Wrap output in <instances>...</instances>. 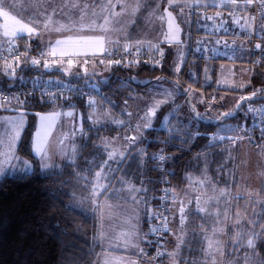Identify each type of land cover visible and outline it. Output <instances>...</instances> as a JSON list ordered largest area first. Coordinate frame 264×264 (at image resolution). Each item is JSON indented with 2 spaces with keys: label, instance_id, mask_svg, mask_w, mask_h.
<instances>
[{
  "label": "rangeland",
  "instance_id": "374dc122",
  "mask_svg": "<svg viewBox=\"0 0 264 264\" xmlns=\"http://www.w3.org/2000/svg\"><path fill=\"white\" fill-rule=\"evenodd\" d=\"M88 1L90 2V0ZM72 2L73 0H13V3L15 4L13 15H16L18 19H21L26 23L32 21L33 15H36L39 24L33 22L32 26L37 27V34L29 39H34L37 36H41L45 41L44 47L47 49L46 46L54 44L57 38H63L70 33H55L44 30L43 20L45 16L52 15L54 19L62 20V17L59 13L61 11H70ZM75 2L80 3L81 6L83 5V3H85L84 0H75ZM209 2L210 0H171V3L169 2V0H144L143 4L145 5V7L147 6L148 9H144L142 12H140V16L138 19V21H140L139 31L142 32L146 39H152L157 37L158 35H163L162 33L167 31L166 16L164 21H161L159 19V16L161 14H165V9H167L168 7H170L173 11L176 10L175 13L179 16L182 22L184 32L183 41L181 43L171 45L173 46L171 47V50L174 51V54L172 63L170 65L173 69V74L176 79H182V83H184L188 88L187 90L190 91L189 97L192 93L194 103H199L198 108L196 107L197 105L195 106V104H191L190 102H188L179 115L175 113V110L177 109L175 99L178 97L179 92H181L182 90L181 84L176 81V79L170 80L163 78L165 80L164 82L158 85H153L149 89H146L149 87V82H151L149 81L151 80L150 77H144L138 74L127 75L126 80H124V84L127 83L126 85L128 87L115 97V101L118 103L122 100V104L124 96L128 98L132 97L130 98V103L127 105L124 104L123 107L131 106L133 109L137 110V113L139 110V114H137V116L140 115V119L145 115L146 110L151 108L156 101L167 99L168 102L162 104L156 111V114L153 117L152 127L157 126L159 130L167 128L169 129L168 131L171 137L178 138L182 141H185L190 137L188 133H192V135H194V138L197 137L200 134L199 129L202 125V122L207 121L205 120L206 115L204 114V111L199 112L200 109H202V105L201 101H199V97L196 95L198 91L194 89L197 86H195L193 83L185 81L182 77L181 71L187 61L189 62L190 66V74L195 80H201L202 84L209 83L213 79L212 77H214V75H212V70L214 68V65H216L215 62H218L216 87L219 89L218 92L220 93V95L219 99L217 98L216 101L209 105H214L219 102L220 104L227 106L230 111L236 109L237 103L240 102V92L245 90L249 85L252 84L254 75H256L257 73H262L264 75V65L257 62L248 48V43L244 42L242 39L239 40V44L243 46V48H241L239 52H237L234 56L225 57L234 60L215 61V59H212L209 60L211 67H209V65L207 67L206 64L203 63V60L198 58V56L203 55L201 53V48L208 46L210 48L208 52H211L212 48L215 45H219V43L216 42L221 41L220 36L218 39H212L211 37L205 38V36L201 35V33L198 32V28L201 25V18L199 15H197L196 9L208 6H194L197 4L206 5ZM216 5L223 6V0H216ZM96 7L98 10L99 4H97ZM54 9L56 10L55 12L53 11ZM181 9H183L182 14ZM153 10L157 11L154 12ZM41 13H43V15H41ZM0 23H2V21H0ZM215 31L216 30L213 29L212 32ZM0 36H2V29H0ZM25 36L28 37L27 35ZM18 39L19 38H16L15 40ZM167 50H169V47L165 45L164 51L166 52ZM189 54H192L194 57H189ZM85 67H87V69L89 70H92V72L98 71L99 73H103V75H101V81L107 82V80L111 76V73L109 71L110 66H95L96 68L93 66H84V68ZM177 69L179 70L177 71ZM184 71L188 72V68H186V70ZM191 72H193V74ZM68 74L74 77L76 76L74 74L82 75L85 74V72L84 69H76L73 67L71 69V73ZM57 79H59L61 82L68 81V78L66 77H60ZM94 82L95 83L84 82L82 83V85L93 87L96 85L98 86V88H101L99 86V82L98 84L96 83V81ZM146 84H148L146 88H143ZM189 84H193L194 88H192ZM132 88H134V90H132ZM141 89H143L142 92H140ZM262 91H264L263 86L259 87L257 90L246 92L247 94L244 95H252L253 92H257L258 94H260V92ZM165 92H170L172 94L171 97H166L164 95ZM109 94L110 93H107L106 97H108ZM102 96L103 94L100 97ZM100 97H96L94 99L97 102V111L94 115L93 109L91 107L88 106L89 108L86 110V112H84L83 109L75 106L74 102L66 103L68 105H64L65 103H63L60 106L52 107L48 111L39 112L37 114L35 129L32 134L33 142L37 129L40 126V115H48L51 113L61 114L56 121V126L52 129L47 144V151L50 159H48L46 162L51 165V167L44 168L43 163L45 161H43L39 157V160L41 161V167L44 172L60 168L65 162L76 160L79 152L78 150L80 147V141H82L83 136L77 134L74 138L65 140L63 146L59 143L60 140L65 136V134L70 135V129L72 127H80L82 125L85 133V127L89 125L92 126L93 121L96 120L97 117L106 119L104 117V113H107L111 120L114 121L113 119H115L116 114L113 112L112 107L109 104L105 105V102L101 100ZM203 97L207 101L210 98V94L207 93ZM9 101L3 102L0 100V105L7 106V110L5 108H0V121H2L3 118L15 117L20 112H23L24 125L20 132L19 138L13 143L11 149L14 155L18 158L17 161L13 162L15 164V167L6 168L5 172L0 174V179L7 174L23 175L27 172L33 171L34 169L33 160L22 156L18 152V145L25 133L26 128L30 123L29 111L31 110V108L29 107V104H27L26 99L13 97ZM203 103V105H207L206 102ZM70 105H73L74 107H71ZM69 111L74 112L75 116L67 117L66 115H64V113H67ZM197 113H201V116H203L204 119H198L196 116ZM90 116L91 119H89ZM121 121L124 122V124L122 125L123 129L121 128L117 133H114V136H117L118 139L114 138L108 141L112 142L111 146H117L115 143H119V146H121L120 138L118 136L119 134H121L123 139L122 146H125L128 149L127 151H130L131 147L129 146V144H126L124 138L130 137L128 135V132L130 133L131 130L140 131V129L137 130L136 124L131 125L129 124V122L127 124V121L123 119ZM144 123H146V121L142 119L140 124L138 122V124L142 128ZM245 123L246 120L241 121V119L235 117V120H223L220 121L219 125H212V128L214 129L212 135L218 134L220 136H228L231 137V139L210 142L209 137H207L205 143L199 147V151L203 152V154L205 155H202V157L208 158V163L201 165V167L203 168L202 174L204 175V177L208 178L209 172V178L214 179L212 177L211 170L214 167L218 166V168H220L218 169L217 173L218 179L221 181V179L223 180L226 178L224 176V172L226 170L227 179L225 180L227 181H225L224 186H222L226 193V196H224L225 199H223L224 202H222L225 205L223 217L221 216L220 218L214 220V225L210 227L209 232L204 238V249H207L206 237H210L220 242L218 246L220 251L215 252L211 258L206 257L205 254L202 259L197 257V259H195L194 263L192 264H213V260L215 261V264L256 263L255 255L253 252L256 246V237H258L257 235H259L261 231H255L252 216H254L253 213L259 212V205L257 203L262 205L264 202V195L261 194L264 189V147L254 148L249 144L248 140L245 138ZM221 124L228 128L238 126V130L223 132L221 131ZM149 130L150 129H144L146 133H148ZM105 137L101 141L102 145ZM73 147H75L76 149L74 158H72L71 152V149ZM7 151H9V148L8 143L5 141L3 145L0 146V152ZM20 161L28 162V164L31 165L30 170L27 172L23 171L25 165L23 163H20ZM203 179L204 178L202 177L199 180ZM98 184L104 186L105 181L101 179L99 181L94 180L93 188L90 189V194H78L81 196H78L79 202L82 203V205H86L87 208L90 207L98 217V239L101 243V250L99 251L96 264H103L106 256L110 255L114 256L116 264H133L132 260H136L134 257L135 254L133 257H127L126 255L127 253L131 252L135 253L133 251L136 245L137 233L132 239L131 244L126 246L125 238H121L120 234L128 233L132 230V228L129 226L125 227L123 222L120 220L117 222L113 221V214H110L108 216V212L112 209V212L116 213V216L119 219H123L124 217L123 220L125 221H133L132 216L134 215H132L133 212H131L132 210L129 208L131 206V203L127 201L118 202L116 204L117 207H113V205L108 203V200L106 198H104V200L103 197L100 198L105 186L97 187ZM94 188L95 192L93 191ZM234 195L236 197H234ZM238 196L247 197V199L243 202L246 204L243 205H246L244 208H248V210L242 208L243 205L241 206ZM175 199L173 198V201ZM253 202H256L257 205H252ZM138 206L141 208L142 205ZM188 206H190V204ZM113 209H115V211ZM138 212L142 213L143 211L138 210L133 214H135L136 216ZM186 214V221H188V224H190L192 219H190V215L188 213ZM126 217H129L128 220ZM106 219L107 223L105 224ZM176 223L177 220L175 218L170 221V235L173 236L175 240L174 243L178 244L180 242L178 240V236H183L184 241L193 229L191 228L188 230L189 226L186 225V227L183 226L182 230L177 231V228H175L176 226H173V224ZM185 224L187 223L185 222ZM218 228H223L224 231L219 234H214V229ZM147 232L148 231H146V233ZM237 233H240L239 237L237 236ZM244 233L247 237L246 242L245 245H240L242 239L241 235H243ZM248 239L253 240V246L248 245ZM243 248L244 251L240 252ZM105 249L108 250L105 251ZM109 249H111V252H114L110 253ZM179 251V249L176 250L174 247L172 248L171 258L174 264H179L176 256L177 252L179 253ZM136 258L138 260H136V262H139L141 264H152L150 262L142 261L140 258H138V256Z\"/></svg>",
  "mask_w": 264,
  "mask_h": 264
},
{
  "label": "trees",
  "instance_id": "16d2710c",
  "mask_svg": "<svg viewBox=\"0 0 264 264\" xmlns=\"http://www.w3.org/2000/svg\"><path fill=\"white\" fill-rule=\"evenodd\" d=\"M20 44L30 43L35 48H42L36 39L29 37H19L15 40ZM169 47L165 53L168 63L173 60L174 51L171 50L172 44H165ZM190 57H194L192 54ZM198 58L203 60L206 66L211 67L209 60L205 56L200 55ZM215 61L233 60L225 57H215ZM212 70L213 79L206 84H202L201 80L197 81L190 74V66L187 61L181 71L185 81L193 83L197 87L205 88L207 91L215 89L218 62H215ZM261 64L264 65V62ZM188 68V72H185ZM3 67H0V86L7 91L24 89L35 82H43L35 77L43 75L44 77L55 74L68 78V82L82 84L86 80V76L77 79L76 76L65 74L63 71L43 70L36 66L29 65L28 62L20 64L12 78L3 73ZM112 76L107 82L99 81L102 91L120 85L121 81L126 80L127 75L138 74L150 78H166L170 80L176 79L170 68L151 67V66H113L110 67ZM193 74V72H191ZM153 79L150 81L152 82ZM52 81V80H49ZM182 89L187 87L180 79H176ZM149 82V83H151ZM146 84L145 86H147ZM264 87V75L257 73L251 85L242 92L257 90ZM98 87V86H95ZM117 88V87H116ZM264 92V91H263ZM19 99H26L31 110L29 111L30 123L18 145V152L34 162V169L23 175H5L0 179V264H96L101 243L98 239L99 222L96 213L86 205L79 202L78 196L82 194H90L93 187V178L96 171L103 165L105 152L101 145V141L105 136L114 135L118 128L113 124H103V126H86L85 135L80 141L78 156L75 161L65 162L60 168L44 172L41 167L39 157L33 152V131L35 129L36 118L39 112L48 111L52 107H57L68 102H74V105L83 109L84 112L89 108L88 102L79 96L72 98H59L53 100L48 97L24 96ZM218 103V102H217ZM216 103V104H217ZM216 104L213 106L215 107ZM246 104L239 110L236 116L227 118L234 119L238 117L241 121L246 120L245 127L252 122V117L245 112ZM220 117V115H218ZM217 117V118H218ZM221 120L203 121L199 129L200 134L197 137H189L185 141L171 137L169 131L159 130L157 126L152 127L148 131V136L139 143L145 146L148 155L146 161L142 164L136 162L137 156L132 155L128 160L124 171L129 175L137 177L138 182L144 180L149 181V192L153 196L154 207L158 200L162 181V171L159 166V160L153 159V156H159L163 151H167L169 156L167 159V167L169 169L170 181L169 185L173 192L183 187L188 182V173L201 166L195 164L192 160L193 156L201 153L199 147L205 143L207 137H210L214 131L213 126L219 125ZM87 123V122H86ZM85 123V125H86ZM264 147V146H262ZM261 148V147H260ZM138 161V160H137ZM138 164L135 168V164ZM218 166L211 170L212 177L218 178ZM215 173V174H213ZM224 177L227 179L226 170ZM223 179V183L227 180ZM80 194V195H78ZM264 195V189L262 193ZM81 197V196H80ZM243 204L247 197L238 198ZM259 212L253 217V225L256 232L261 231L256 237V246L254 255L256 263L264 264V202L257 203ZM253 202L252 205H257ZM171 205V204H170ZM246 205H243L244 208ZM171 209V208H170ZM169 209V216H170ZM202 213L194 211L191 222L199 224ZM148 228V241L144 244V255L150 258L153 247L150 239V223ZM205 220V219H204ZM192 231L194 232L192 234ZM182 246L181 254L190 256L193 260L204 257V235L192 230ZM170 231L168 232V236ZM245 235V236H244ZM240 245H245L246 234L244 233ZM168 241L166 239L165 254L159 259V264H166L169 258ZM237 248V247H236ZM244 248L240 252H243ZM151 263V262H150Z\"/></svg>",
  "mask_w": 264,
  "mask_h": 264
},
{
  "label": "snow or ice",
  "instance_id": "6c2138e0",
  "mask_svg": "<svg viewBox=\"0 0 264 264\" xmlns=\"http://www.w3.org/2000/svg\"><path fill=\"white\" fill-rule=\"evenodd\" d=\"M171 3V0H169ZM252 3V0H246L245 7L247 5H250ZM99 4V9L97 10L96 5ZM117 4L119 5V11L116 10ZM224 7H239V5L236 4V0H223ZM200 6H208V7H216V0H210L209 3L206 5H195L194 7H200ZM260 7L262 9L260 15L261 18L264 19V0H261ZM141 5L139 3V0H90V2H85L81 6L80 3L73 2L71 3L70 11L64 12L61 11L59 14L62 17L61 19H54L52 15L45 16L43 20V27L44 30L49 32H55V33H70L69 35L64 36L63 38H57L54 42V44L47 45V52H42V56H48L52 59L49 61L48 59H45L43 61V67L46 70H52L55 65L58 64H65L66 67H63L62 71L65 74L71 73V69L74 67L76 63H79L78 59L80 56H97V55H114L115 49L118 47H122L124 49L125 53H128L131 48H135V51L137 53L142 54V50L144 48H147L148 51H160L159 44H153L150 41H137L135 45H128L123 44L121 45L119 42L121 39H127V32H126V24L131 23V20H128V17H135L136 14L140 11ZM13 10H15V4L13 3V0H0V29H2V36H0V45L7 44L8 51L11 53L12 50L16 47L15 45V39L19 37H24L27 35L29 38L34 37L37 34V27L32 26L33 22L39 24V21L36 18V15H33L32 21L26 23L21 19H18L16 15H13ZM56 11L55 9L53 10ZM156 12L157 10H153ZM183 13V9H181V14ZM43 15V13H41ZM165 16L167 17V31L162 33L165 37V41L168 43H179V37L178 33L180 32V27L178 24L175 23V18L173 17L172 13L167 11L165 9V14H161L159 16V19L161 21L165 20ZM221 13L217 12L216 17H220ZM207 20L211 21L214 19L212 16L206 17ZM250 19L254 18H245L244 22L242 23L240 19L237 17L233 22L236 24L240 31L244 33H248L249 29L251 28V25L249 23ZM227 23V21H221V25L219 29L216 30H224V25ZM256 33H264V24H261L257 26ZM116 37L113 39V37ZM216 43H220L217 41ZM227 44V42H225ZM255 47L257 49L261 48L260 44H256ZM162 55V53H161ZM65 58H67L65 60ZM25 59H27L25 55ZM17 64L16 67H20L19 60L20 57H16ZM139 63V60L130 61L129 63ZM31 63L35 66H39L41 64L40 59L33 58ZM88 63L87 60L84 61V64L86 65ZM100 63H103V60L100 61ZM115 63L116 65H120V60L115 61H109V64ZM95 67V65H93ZM57 71H60L61 69L57 68ZM179 69H177L178 71ZM16 68L13 67L11 63H5L3 73L9 77L16 78L15 77ZM85 74H88V69L84 68ZM95 73H92L90 75H94ZM76 75L77 79H82L83 77L79 74ZM95 83V82H93ZM69 91H72V89H69ZM76 91H79L76 89ZM93 91H97L96 88H93ZM99 94V93H98ZM164 95L166 97H171L170 92H165ZM52 100L57 98L55 94L52 95ZM132 98V97H130ZM254 98H260L264 99V97H259L257 92H253L251 97H240V101L247 102L249 99ZM105 100H107V97H104ZM10 102V101H9ZM111 103V101H108ZM168 100H158L156 101L151 108L147 109L145 112V115L141 117L142 120L146 121V123L143 124L144 129H151L153 117L156 114V111L160 108V106L164 103H167ZM23 103V102H20ZM88 105L93 109V115L97 111V102L93 99L88 100ZM71 107H74L73 105H70ZM0 108H5L7 110L6 105H0ZM240 108L239 102L237 103L236 109L233 111H228L220 114V117L213 119H219L221 121L226 120L227 118L233 117L236 114V111H238ZM249 114L252 116V119L255 120L258 124H264V108L261 109H249ZM60 113H51L48 115H40V126L37 129V132L35 134L34 142H33V152L35 156L40 157L43 161V167L49 168L51 165H49L46 161L50 159L47 151V144L49 140V136L51 135L52 129L56 126V121L58 120ZM67 117H74L75 114L72 111H69L67 113H64ZM131 116V113L128 114ZM24 113L20 112L15 117H7L3 118L2 121H0V146L3 145V143L6 141L8 143L9 151L7 152H0V174L4 173L6 168L15 167L14 161H17V157L12 152V145L13 143L19 138L20 132L24 125L23 120ZM198 119H204L201 114H196ZM104 117L106 119H102L100 117H97L96 120L93 121L94 126H103L105 123H111L112 120L108 116L107 113H104ZM91 119V116L89 117ZM117 124L123 125V121H116ZM163 123V121H162ZM137 130L140 129V125L137 124ZM166 131H168L167 128H165ZM237 127L228 128L221 124V131L228 132V131H237ZM261 131L264 132V127L261 128ZM77 134L83 136L85 135L82 125L80 127H72L70 129V135L65 134V136L60 140V144L63 146L65 140H69L71 138H74ZM189 136L192 135V133H188ZM198 135V133H197ZM140 139V136H135L125 138L126 144H135L137 140ZM224 139H231V137L228 136H220V135H212L209 137L210 142H216L219 140ZM112 142L110 141H104L103 145H96L98 149L103 147V150L107 153L109 160H114L117 163L122 162L123 158H125V153L127 152V148H125L124 151H120L117 148L111 147ZM63 150V148H62ZM72 152V158L75 157L76 149L73 147L71 149ZM143 149L139 150V153H142ZM119 157L120 159L117 160L116 158ZM153 159H158L159 161L163 162L167 159L164 155L153 156ZM20 163H23L25 165L23 171L27 172L30 170L31 165L28 164V162L20 161ZM105 165L108 164V161L104 162ZM118 169H109V173L117 171ZM103 168L101 172L96 173V179L99 181L102 178ZM106 178H111L110 176H106ZM191 179V178H188ZM207 181V177H205L203 180H198L196 183H199L201 186H203ZM123 182V181H121ZM97 187H104L103 185H97ZM105 190H107L105 188ZM215 191V189H213ZM95 192V188L93 189ZM129 191L131 192H145L146 189L142 188H133L131 185H129ZM167 197L168 190H165ZM173 198L175 199V194L172 193ZM226 196V193L223 189H220L219 197H212L210 200H219L220 198ZM134 202L135 198L133 197ZM142 202V201H141ZM209 201H205L207 204ZM189 204L192 203L191 200L188 201ZM195 211L197 213L204 212L205 209L200 207L199 203V197L196 198V209ZM179 213H180V226L181 230L183 229V226L185 225L187 214H186V208L185 206L181 205L179 207ZM214 215H218V213H213ZM255 214V213H253ZM146 215H149L152 219H158L160 218L159 213H146ZM239 226V225H237ZM132 230L128 233H121L120 237L125 238V245H130L132 239L135 237L136 234V227L133 224L131 226ZM168 224L165 222L160 227H153L150 229L152 233H158L161 231H169ZM224 230L223 228L214 229L215 233H222ZM237 236H240V233H237ZM207 239V249L204 250L205 256L208 258H211L213 254L217 251H220L219 244L220 242L218 240L212 239L210 237H206ZM178 240L180 243H183V236H178ZM180 243L177 244V248L180 247ZM248 245L253 246L254 242L252 239H248ZM222 254V253H221ZM158 255H163V253H159ZM213 264H215V261L213 260Z\"/></svg>",
  "mask_w": 264,
  "mask_h": 264
},
{
  "label": "crops",
  "instance_id": "0c3cea01",
  "mask_svg": "<svg viewBox=\"0 0 264 264\" xmlns=\"http://www.w3.org/2000/svg\"><path fill=\"white\" fill-rule=\"evenodd\" d=\"M143 1L144 0H139V3L141 5V9L136 14V16L127 18L128 20L132 21L131 23H127L126 24V32H127V37L128 38L127 39H121L119 43L121 45H123V44L135 45L137 43V41H145V42L150 41L153 44H159L160 50L164 51V46L167 43L165 41L164 35H160V36L158 35L155 38H152V39H148L147 38L146 39V37H144L142 32L139 31L140 21H138V19H139V16H140V12H142L144 9H148L147 6L145 7V5L143 4ZM84 2H89V1L88 0H84ZM114 2H115V0H114ZM217 7H224V5L223 6H216V7H209V8L215 9ZM168 8L170 10H172L170 7H168ZM116 10L117 11L120 10L118 4H117V7H116ZM178 18H179V16H178ZM179 20H180V18H179ZM180 22H181V20H180ZM181 24H182V22H181ZM115 38L116 37L114 36L113 39H115ZM34 39L38 40L39 44L42 45L43 49H46L44 47L45 41H44V39L41 36H37ZM240 39H242V38L238 39V43H239ZM167 44H169V43H167ZM207 54H208V51L205 50V52L203 53V56H205L206 60H209V59L212 60L213 58L217 57V56H212V55L208 56ZM58 68L61 69V71L63 69V67H61V66L58 67ZM74 68H76V69H84V66L83 67H74ZM92 73H95V74L94 75H90ZM110 73H112V72H110ZM101 75H103V73H99L98 71H93L92 72V70L88 69V74H82L80 76H86V79H85L86 81L85 82H91L92 83V82L96 81V83L98 84V80L99 81L102 80V76ZM110 75L112 76V74H110ZM60 77H63V76H61V75L56 76L55 74H53L51 76L50 75L49 76L46 75L44 77L43 75L39 74L35 78L39 79V80H41L43 82H46V81H49V80L60 81L59 79H57V78H60ZM94 77H97V78H94ZM151 79H153V78H151ZM164 81L165 80L163 78H154L152 83H150L148 85L149 86L148 88H146V86L143 87V88L149 89L151 86L158 85V84H160V83H162ZM126 84L127 83L124 84V81H121L119 86L116 85L117 88L114 87V88L108 89L107 91H103L104 92L103 96L102 97L99 96L100 99L105 102V105L109 104L112 107L113 112L116 114L115 119H113L114 121L109 123V124L115 125L118 128L116 133L123 127L121 124H116L115 123L116 121H121L123 119V120L127 121V124L129 122V124H131V125H133V124L137 125L138 122H139V124L141 122L140 115L137 116V114H139V110H138V113H137V110L133 109L131 106L123 107L124 104L127 105V104L130 103V98L124 96L123 104L121 102L122 100L119 101L118 103L115 101V97L117 95H119L121 92H123L128 87ZM194 89L198 91L196 95L199 97V101H201V105H202L201 106L202 109L199 108L200 109L199 112H203L204 111V114L206 115V119L205 120H207V121L212 120L213 121V120H215V119H213L214 117L217 118L218 115H220L221 113L230 111L227 106L222 105L219 102L214 107L213 105H209L207 103V101L204 99L203 96H205L207 93L211 94L214 91L217 92V98L219 99L220 93L218 92L219 89L216 87V84H215V89L211 90V91H207L206 89H203L202 87H195ZM132 90H134V88H132ZM142 90L143 89H141L140 92H142ZM187 91L188 90L182 89L181 92H179L178 97L175 99V103L177 104V106H176L177 109L175 110V113L178 114V115L183 111L186 103H188V102H190L191 104H195V106L197 105L196 107L198 108L199 103L198 102L194 103V100H193V97H192V93H191L190 97L188 96L186 98ZM205 92H206V94H205ZM107 93H110V94L107 97L108 100H105L104 97H106ZM244 94H247V93L241 91L240 92V97L245 96ZM108 101H111V103H109ZM203 102H206L207 105H203L204 104ZM129 113H131V116L128 115ZM122 131H124V130H122ZM128 135L130 136L129 138L139 135L140 139L137 140V142L135 144L129 145L131 147V150L127 151L125 153V158H123L122 162L117 163L114 160H109L107 153L104 151L105 152L104 162L108 161V164L105 165L104 162H103L102 167L100 169H98L96 171V173L97 172H101V170L103 168V173H102L101 180L105 181V184H104L105 187H104L103 193L101 194L100 198L103 197V200H104V198H106L108 200V203L113 205V207H117L116 204L118 202H123V201L126 202L127 201V202L131 203V206L129 207L132 210V211L130 210L131 212L134 213L135 211H138V210L143 211L142 213L138 212L136 214V216H135V214L132 213V215H134V216H132V220L133 221L128 220L129 217H126L128 221L123 220L124 217H123V219H119L116 216V213L112 212V209L108 212V216L110 214H113L114 216L112 217V220L115 221V222H117L119 220L122 221L125 227H127V226L131 227L133 224L135 225L136 233H137L136 245H135L134 251H133L135 253H132V252L131 253H127L126 256L127 257H133L134 254H135L134 257H135L136 260H137L136 257L138 256V258H140L142 261L148 262L147 261V257H145V255H144V244L148 241V235H149L148 222H149L150 216L146 215V213L155 212L154 201H153L154 199H153V196L150 195V192H149L150 191L149 190V181L144 180L142 182H138L136 176H133V175L131 176V175H129L128 173H126L124 171V169L126 167V164H127L128 160L130 159V156H132V155H136L137 156V159H136L137 163L140 162V163L143 164L146 161V158H147V155H148L147 149L145 148V146L139 145V143L142 141V139H144V138H146L148 136V133H146V131H144V129L142 127H140V131L131 130L130 133L128 132ZM118 136L120 138V145L121 146H119V143H115L117 146H111V147L117 148L120 151H124L126 147L122 146L123 145L122 136H121V134H119ZM190 137L193 138L194 135H191ZM114 138L118 139L117 136L115 137L114 135H110L108 137H105L104 141H108V140L114 139ZM140 149H143L142 153H139ZM202 155H204L203 152H201L199 154H196V156L192 157V160L195 162V164H198V165L201 166L203 164H207L208 163V158H206V157L204 158V157H202ZM116 159L119 160L120 158L117 157ZM137 163L135 164V168L137 166H139L138 164H140V163H138V164ZM110 168L111 169H118V170L109 173V169ZM202 170H203V168L201 167L200 170H199V168H197V169H194L193 171H189L188 178H191V179H188V182L183 187L175 190L174 194L176 196V199L171 204L170 216L169 217H170V221L173 220L174 218L177 220V223L173 224V226L175 225L176 226L175 228H177V231H180L181 230V226H180V223H179V221H180L179 207L181 205L185 206L186 213H188L190 215V219H192V215L194 214V211L196 209V198L199 197V203L201 204L200 207L205 209L204 212H200V213H202L204 216L201 217V219H200L201 221H200L199 224H194L192 222H190V224H188V221H186L187 224H185L184 226L186 227V225H188L189 226L188 230L192 228L195 232L202 233L204 236H206V234L209 232L210 227L214 225V223H215L214 220H216L217 218H220L221 216L223 217L225 205L222 202H224L223 199H225V197H222L219 200H210V198H212V197H219L220 189L224 190V188L222 187V186H224V183H223L222 179H221V181L218 178L217 179L216 178L215 179H210L209 178L210 174L208 172L207 181H206V183L203 186H201L199 183H196V181H198L202 177L205 178L204 175L202 174ZM106 176H110L111 178H106ZM94 180H97L96 179V174L94 175L93 181ZM121 181H123V182H121ZM129 185H131L133 188L146 189V193L145 192H140V193L131 192V191H129ZM105 188L107 190H105ZM213 189H215V191ZM133 197L135 198V202H134ZM234 197H236V196L234 195ZM238 197L240 198V196H238ZM189 200L192 201L190 206H188L189 205V203H188ZM205 201H209V202L206 204ZM138 205H142L141 208ZM121 208H123V207H121ZM113 210L115 211V209H113ZM213 213H218V215H214ZM129 216H130V214H129ZM107 219L105 221V224L107 223ZM108 223H109V221H108ZM171 227H172V225H171ZM146 231H148V232L146 233ZM193 233L194 232L192 231V234ZM185 240L183 241V243L179 242L180 243V247L177 248V244L174 243L175 240H174L173 236L169 235V241H168L169 258H168V261H167L166 264H174V262L172 261V258H171V252H172V248L173 247L176 250L177 249L180 250L179 253L177 252V255H176L177 259L179 261L178 262L179 264H192V263H194L193 258H191L190 256H186V255H182L181 254V250H182L181 248L185 244ZM204 246H205V241H204V244H203V248H204ZM107 250L108 249H105V251H107ZM110 250L111 249H109V251ZM112 252H114V251H112ZM112 252L110 251V253H112ZM136 260H132L133 264H141L139 262H136ZM103 262H104L103 264H116V260H115L114 256H111V255L110 256H106V258H105V260Z\"/></svg>",
  "mask_w": 264,
  "mask_h": 264
},
{
  "label": "built area",
  "instance_id": "2783aa9c",
  "mask_svg": "<svg viewBox=\"0 0 264 264\" xmlns=\"http://www.w3.org/2000/svg\"><path fill=\"white\" fill-rule=\"evenodd\" d=\"M236 4L239 7H217L215 9L209 7H202L196 9L197 15L201 18V25L198 28V32L201 35L205 36V38H212L218 39L220 36V43L219 45H215L211 52H208V56H234L243 46L238 43V39L242 38L246 43H248V48L260 64L264 62V33H256L257 26L264 24V19L261 18V0H252L250 5L246 4V0H236ZM220 12L221 16L216 17V13ZM212 16L214 17L213 20L209 21L206 17ZM239 18L240 21L243 23L245 18H254L250 19L249 23L251 28L249 29L248 33H244L239 30L238 26L234 24V20ZM221 21H227L224 25V30H216L220 28ZM216 30L215 32H212ZM227 42V44H225ZM256 44H260L261 48L257 49L255 47ZM16 47L10 53L8 51L7 45L0 46V67L4 68L5 63H11L14 68L17 69L16 64L17 60L16 57L19 56V64H23L24 62H28L29 65L35 66L31 63L33 58L40 59L41 64L36 66L40 69L46 70L43 67V61L48 59L49 61L52 59L48 56H42V52H47L43 48H35L34 45L30 43L20 44L19 42L15 41ZM209 47L205 46L201 48V53L203 54L205 50L209 51ZM162 53V55H161ZM232 54V55H228ZM25 55L27 59H25ZM67 58H65L66 60ZM78 59L79 63H76L74 67H81V66H151V67H161L165 68L168 67L173 72L171 65L168 63L167 55L164 51H148V49L144 48L141 53H137L135 48H131L128 53L124 52L122 47H118L115 49L114 55H97V56H80ZM87 60L88 63L85 65L84 61ZM103 60V63L100 61ZM120 60L121 64L116 65L115 63L109 64V61ZM139 60V63H129L130 61ZM66 67L65 64H58L53 67V69L58 67ZM183 81L182 79H180ZM192 88H194L193 84H189ZM93 88H96L97 91H93ZM72 89V91H69ZM78 89L79 91H76ZM99 93V94H98ZM264 93L263 91L260 92ZM55 94L59 98H72L74 96H79L85 101L88 102L89 99H95L103 94V91L98 87L93 86H85L78 83L73 82H61V81H46V82H35L32 85L24 88V89H17L7 91L4 90L0 86V100L3 102L11 100L13 97H24V96H39V97H48L52 99V95ZM190 95V91H187L186 98ZM55 99V100H56ZM217 99V92H212L210 94V98L207 100L208 104L213 103ZM261 109L264 108V99L257 100V101H249L246 103L245 112L248 116L249 109ZM252 117V116H251ZM264 119V118H262ZM264 127V124H258L255 120L252 119V122L246 127L245 138L248 140L249 144L254 148H260L264 146V132L261 131V128ZM160 155H164L168 159V152L163 151ZM167 159L163 162L159 161V166L162 171V181L160 186V191L158 195V200L155 207V213L160 214V218L152 219L150 223V229L153 227H160L163 223L168 224V228L170 229V218H169V209L170 204L173 201V189L169 185L170 181V174L169 169L167 167ZM168 190L167 197L165 199L166 193L165 190ZM170 231V230H169ZM169 231H161L158 233H152L150 231V239H151V246L153 247L152 254L150 256L149 261L152 264H159V259L165 254V246H166V239L168 237ZM159 253H163V255H158Z\"/></svg>",
  "mask_w": 264,
  "mask_h": 264
},
{
  "label": "water",
  "instance_id": "95a60500",
  "mask_svg": "<svg viewBox=\"0 0 264 264\" xmlns=\"http://www.w3.org/2000/svg\"><path fill=\"white\" fill-rule=\"evenodd\" d=\"M167 11H169V12H171L172 13V15H173V17L175 18V23L176 24H178L179 25V27H180V32L178 33V37H179V43H181L182 41H183V32H184V28H183V25L181 24V22H180V20H179V18H178V16H177V14L174 12V11H172V10H170L169 8H167ZM166 29H167V17H166ZM168 43V42H167ZM169 44H177V43H169ZM252 95H246V96H244V97H251ZM258 96L259 97H264V93H261V94H258ZM257 100H262V99H260V98H254V99H249L247 102H249V101H257ZM247 102H244V101H240L239 102V104H240V108H239V110L247 103ZM239 110L238 111H236V114L234 115V116H236L237 114H238V112H239ZM218 121L219 119H215V120H213V121Z\"/></svg>",
  "mask_w": 264,
  "mask_h": 264
}]
</instances>
